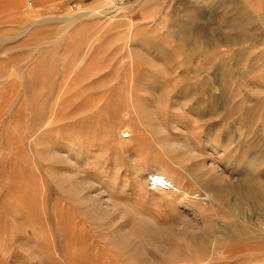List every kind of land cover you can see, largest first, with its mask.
I'll return each mask as SVG.
<instances>
[{
	"label": "rangeland",
	"instance_id": "374dc122",
	"mask_svg": "<svg viewBox=\"0 0 264 264\" xmlns=\"http://www.w3.org/2000/svg\"><path fill=\"white\" fill-rule=\"evenodd\" d=\"M0 264H264V0H0Z\"/></svg>",
	"mask_w": 264,
	"mask_h": 264
},
{
	"label": "bare ground",
	"instance_id": "6f19581e",
	"mask_svg": "<svg viewBox=\"0 0 264 264\" xmlns=\"http://www.w3.org/2000/svg\"><path fill=\"white\" fill-rule=\"evenodd\" d=\"M113 5H115V4H113ZM116 6H121V5H116ZM149 181L153 185V188L158 190V191L164 192L166 190H169L171 192L174 191V192H181L182 193V190L179 189L174 184V182L171 180V177L169 178L168 175H166L164 171L163 172L162 171H154L153 173L150 174ZM134 213L131 214L128 211L124 212V214L127 217V220H132V222H134L136 227H138L140 229L145 240L152 239V238L156 237L159 233H161V227L157 226L150 219L141 217V216L136 215Z\"/></svg>",
	"mask_w": 264,
	"mask_h": 264
},
{
	"label": "built area",
	"instance_id": "2783aa9c",
	"mask_svg": "<svg viewBox=\"0 0 264 264\" xmlns=\"http://www.w3.org/2000/svg\"><path fill=\"white\" fill-rule=\"evenodd\" d=\"M112 4L115 5H122V4H126L135 0H109Z\"/></svg>",
	"mask_w": 264,
	"mask_h": 264
}]
</instances>
